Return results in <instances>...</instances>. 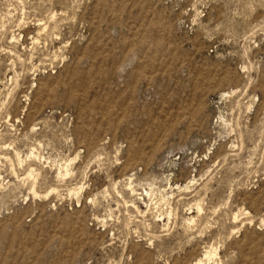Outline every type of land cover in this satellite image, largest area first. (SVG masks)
I'll use <instances>...</instances> for the list:
<instances>
[{
  "label": "rangeland",
  "instance_id": "rangeland-1",
  "mask_svg": "<svg viewBox=\"0 0 264 264\" xmlns=\"http://www.w3.org/2000/svg\"><path fill=\"white\" fill-rule=\"evenodd\" d=\"M209 258L264 264V0H0V264Z\"/></svg>",
  "mask_w": 264,
  "mask_h": 264
},
{
  "label": "bare ground",
  "instance_id": "bare-ground-1",
  "mask_svg": "<svg viewBox=\"0 0 264 264\" xmlns=\"http://www.w3.org/2000/svg\"><path fill=\"white\" fill-rule=\"evenodd\" d=\"M19 162H20V161H19ZM61 172H62V171H61ZM67 175H68V174H67ZM59 176H60V175H59ZM34 186H35V185H34ZM131 189H132V188H131ZM131 191H132V190H131ZM80 193H81V192H80ZM76 194H77V193H76ZM172 196H173V195H172ZM171 210H172V209H171ZM169 214H170V213H169ZM169 214H168V215H169ZM170 216H171V215H170ZM170 216H169V217H170ZM191 221H192V220H191ZM209 255H210V254L208 253V254H207V257H209ZM212 257H213V256H212ZM204 259H205V258H204ZM199 264H203V262H199ZM204 264H205V263H204ZM208 264H210V258L208 259Z\"/></svg>",
  "mask_w": 264,
  "mask_h": 264
}]
</instances>
